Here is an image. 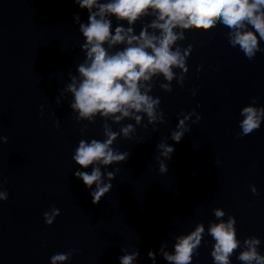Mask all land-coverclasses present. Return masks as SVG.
<instances>
[{
	"label": "clouds",
	"instance_id": "obj_1",
	"mask_svg": "<svg viewBox=\"0 0 264 264\" xmlns=\"http://www.w3.org/2000/svg\"><path fill=\"white\" fill-rule=\"evenodd\" d=\"M82 10H87V22H81L78 14L73 19L79 26L84 42L80 50L85 54L76 67V73L69 72L70 82L56 98V104L62 103L65 93L72 97L69 107L76 113V121L94 123L100 117L104 140L81 139L72 157L79 169L74 175L83 184L94 190L90 192L93 204L110 192L119 169L102 172L113 164L126 162L129 152H120L113 145L118 138L132 140L136 127L142 125L145 117L147 124L164 123V113L160 110L161 100L151 95L154 78L162 77L165 83L159 86L164 92H172V82L183 87L189 69L187 61L193 46L181 47L179 42L186 39L185 32H210L218 25L228 29L225 34L229 45L239 48L248 60H253L258 52L264 51V0H74ZM151 17L141 25L137 34L135 25ZM116 21L113 30V21ZM176 70H179L177 73ZM199 71V68L197 69ZM195 92H193V96ZM256 98L244 106L239 122V136H248L261 127L264 122V106L257 107ZM178 119L176 129L170 139L180 143L185 133L190 132L189 121L195 115L198 123L200 115L193 109ZM130 120L133 123L122 124ZM121 125L114 131L111 124ZM59 126V119L56 121ZM147 127V125H144ZM155 130V129H154ZM87 131V125L80 129ZM7 137L0 136V142L7 143ZM159 172L166 174L168 167L164 161H170L175 152L172 145L161 140L157 145ZM0 180V201L8 199L6 190H2ZM252 193L258 194L254 185ZM59 209L54 206L43 213L44 221L51 226ZM215 221L209 222L207 229L203 222L187 234L174 236L173 250H167V242H162L158 250L167 264H192L199 255L205 232L214 241L210 253L213 264H232L237 250V260L242 264H264V254L259 251L260 238L246 237L241 244L237 237L236 218L226 216L222 208L213 209ZM119 264H136L140 252L131 253L121 250ZM74 251L57 253L51 256L50 264H66ZM147 256L156 264L157 252L149 250Z\"/></svg>",
	"mask_w": 264,
	"mask_h": 264
}]
</instances>
